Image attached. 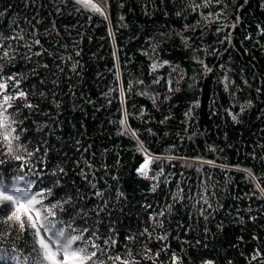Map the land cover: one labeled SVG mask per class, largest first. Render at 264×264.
<instances>
[{
	"label": "trees",
	"instance_id": "16d2710c",
	"mask_svg": "<svg viewBox=\"0 0 264 264\" xmlns=\"http://www.w3.org/2000/svg\"><path fill=\"white\" fill-rule=\"evenodd\" d=\"M92 3L0 0V183L103 264H264V0ZM30 250L0 230V264Z\"/></svg>",
	"mask_w": 264,
	"mask_h": 264
},
{
	"label": "snow or ice",
	"instance_id": "6c2138e0",
	"mask_svg": "<svg viewBox=\"0 0 264 264\" xmlns=\"http://www.w3.org/2000/svg\"><path fill=\"white\" fill-rule=\"evenodd\" d=\"M85 7H90L93 12L104 16L103 9L92 0H79ZM210 2V0H205ZM106 18V17H105ZM6 55V53H5ZM155 68V65L153 66ZM9 81L14 77H9ZM18 81L14 84L17 87ZM6 83H0V90L6 89ZM18 97L26 100V94L18 90ZM12 95L4 94L0 102V135H3L4 141L8 143V151H12L10 137V124L8 117L4 115L10 102L16 99ZM26 107H32L31 104H25ZM19 159V157H16ZM146 161L141 166L140 171L144 172L147 164ZM20 181L25 177L20 176ZM26 185L24 187H7L0 183V202H7L10 214L6 217H0V230L6 235L9 229L14 230L17 235L26 230L31 238L30 261L31 264H103L98 256V251L102 254L104 249H98L95 243H88L84 236L70 225H65L62 221L55 218L54 207L47 206L43 200L46 198L43 192H33L32 188ZM259 187V185H257ZM264 191V189H261ZM14 210H11L13 209ZM5 225L7 226L5 228ZM163 239V238H161ZM255 258V257H253ZM0 259H3L0 256ZM114 264H130L129 260H124L120 256L110 257ZM205 264H212L207 261Z\"/></svg>",
	"mask_w": 264,
	"mask_h": 264
}]
</instances>
